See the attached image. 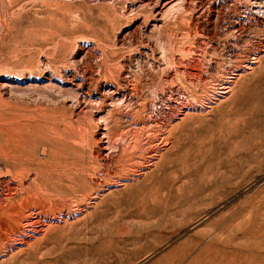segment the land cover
<instances>
[{
	"label": "rangeland",
	"instance_id": "obj_1",
	"mask_svg": "<svg viewBox=\"0 0 264 264\" xmlns=\"http://www.w3.org/2000/svg\"><path fill=\"white\" fill-rule=\"evenodd\" d=\"M260 10L0 0V264H264Z\"/></svg>",
	"mask_w": 264,
	"mask_h": 264
},
{
	"label": "bare ground",
	"instance_id": "obj_2",
	"mask_svg": "<svg viewBox=\"0 0 264 264\" xmlns=\"http://www.w3.org/2000/svg\"><path fill=\"white\" fill-rule=\"evenodd\" d=\"M258 5H259V3H258ZM262 5V4H261ZM258 8H260V6L258 7ZM258 10V9H257ZM257 10H254L255 12L257 11ZM262 10V9H261ZM260 10V11H261ZM254 12V13H255ZM262 12V11H261ZM264 12V11H263ZM262 12V13H263ZM262 13H260L259 14V16L262 14ZM255 14H257V13H255ZM258 15V14H257ZM256 16V15H255ZM254 16V17H255ZM256 18V20H257V22H259V21H262V20H264V14H262V17H255ZM256 22V23H257ZM204 48V47H203ZM251 50H257L258 49V46H257V44L256 45H253L252 46V48H250ZM247 52H248V50H247ZM242 60V59H241ZM241 62V61H240ZM243 62V61H242ZM195 64V63H194ZM193 64V65H194ZM239 64V63H238ZM196 65V64H195ZM189 66H191L190 65V63H189V65H188V67ZM181 67V66H180ZM193 67V66H192ZM191 67V68H192ZM190 68V69H191ZM196 68V67H195ZM182 70H184V69H182ZM181 70V71H182ZM183 73L185 72V71H182ZM188 72H189V70H188ZM178 73V72H177ZM186 73V72H185ZM190 73V72H189ZM196 74V73H195ZM198 75V77H199V79L201 80V79H204V75H203V73L202 72H199V73H197ZM198 77H196V78H198ZM198 79V80H199ZM73 81V80H72ZM133 82V81H132ZM74 84V83H73ZM80 84V83H79ZM133 84V83H132ZM135 84H137V82L135 81V83L132 85L133 87H134V85ZM140 84V83H139ZM138 85V84H137ZM74 86H75V84H74ZM100 86H101V89H111L112 88V85H111V83H106V82H104V83H102L101 82V84H100ZM136 86V85H135ZM140 87V86H139ZM138 87V88H139ZM131 88V87H130ZM140 89V88H139ZM138 89H136L135 91H137ZM134 91V92H135ZM162 92V91H161ZM139 93V92H138ZM119 93L118 92H115V95L116 96H119L118 95ZM124 95V94H123ZM138 95V94H137ZM117 99V98H116ZM110 131V130H109ZM108 133V132H107ZM109 134V133H108ZM110 136V135H109ZM112 139V138H111ZM110 138H109V140H111ZM113 140V139H112ZM109 142V141H108ZM116 142V141H115ZM110 143V142H109ZM108 144V143H107ZM115 144V143H114ZM110 144H108V146H109ZM112 146H114L115 147V145H113V143H112ZM109 147H111V146H109ZM113 147V148H114ZM106 148V147H105ZM104 149V148H103ZM98 152V151H97ZM102 152L100 151V153H99V157L101 156L100 154H101ZM111 153H112V151H111ZM105 154V153H104ZM97 155H98V153H97ZM109 155H110V153H109ZM104 157H106V154L104 155ZM111 158V157H110ZM98 159V158H97ZM106 159V158H105ZM100 162H102L103 163V161H100ZM108 163H109V165H110V162L108 161ZM105 164V163H104ZM104 164H102V166L104 165ZM107 164V163H106ZM88 165V164H87ZM74 166V165H73ZM89 166V165H88ZM105 166V165H104ZM108 166V165H107ZM76 168H79V167H77V166H75ZM73 169H74V167H72ZM83 168V167H82ZM94 168H96V167H94ZM93 168V169H94ZM73 169H72V171H73ZM84 169H85V167H84ZM83 169V171H85ZM98 169V168H97ZM101 169V168H100ZM103 169V168H102ZM70 170V169H69ZM81 170V169H80ZM128 170V169H127ZM104 171V170H103ZM106 171V170H105ZM108 171V170H107ZM80 172V171H79ZM78 172V173H79ZM57 173V172H56ZM62 173V172H61ZM72 173H75L74 175H77L76 173V171H74V172H72ZM81 173V172H80ZM103 173H105V172H103ZM128 173V172H127ZM70 174H71V171H70ZM70 174H69V176H70ZM88 174V173H87ZM126 174V173H125ZM128 174H130V173H128ZM73 175V176H74ZM81 175V174H80ZM82 175H83V173H82ZM86 175V174H85ZM103 174H101V176H102ZM106 175H108V174H106ZM105 175V176H106ZM71 176H72V174H71ZM71 176H70V179H71ZM59 177V176H58ZM73 179H74V177H72ZM76 178V177H75ZM129 178V177H128ZM68 179V178H67ZM40 180V179H39ZM72 180V179H71ZM100 180V179H99ZM104 180V179H103ZM22 181V180H21ZM68 181V180H67ZM64 182V181H63ZM39 183V182H38ZM49 183V182H48ZM57 183V182H56ZM60 183V182H59ZM68 183V182H67ZM69 183H71V182H69ZM39 185V184H38ZM68 184H66V185H63V187L64 186H67ZM70 185V184H69ZM72 185H70V187H71ZM16 187V186H15ZM43 187V186H42ZM62 187V186H61ZM62 187V188H63ZM69 187V186H68ZM67 187V188H68ZM74 187V186H73ZM35 188H37V187H35ZM39 188V187H38ZM59 188V187H58ZM59 188V189H61V190H63V189H65V188ZM20 189V188H19ZM52 189H53V187H52ZM12 190H14V189H12ZM16 190V189H15ZM25 190V189H24ZM57 190V189H56ZM17 191V190H16ZM36 191H37V189H36ZM40 191H42V190H40ZM39 191V192H40ZM55 191V190H54ZM66 191V190H65ZM65 191H64V193H65ZM70 191V190H69ZM69 191H68V189H67V192L69 193ZM74 191V190H73ZM12 192V191H11ZM20 192V191H19ZM23 192V191H22ZM26 192H28V191H26ZM57 192V191H56ZM71 192V191H70ZM14 193H16V192H13V194ZM59 193V192H58ZM63 193V191L61 192V194ZM67 193V194H68ZM72 193V192H71ZM37 194H38V191H37ZM42 194H46V193H44L43 191H42ZM41 194V195H42ZM55 194V193H54ZM66 194V193H65ZM12 195V194H11ZM17 194H15V196L14 197H16V198H18L17 196H16ZM20 195V194H19ZM23 196L25 195V194H22ZM29 196H30V194H28ZM57 195V194H56ZM22 196V197H23ZM40 196V195H39ZM44 196V195H43ZM46 196V195H45ZM51 196V195H50ZM21 197V196H20ZM40 197H42V196H40ZM47 197H48V195H47ZM1 198V197H0ZM6 197H4L3 199H2V201L0 202V221H3V222H5V221H13L14 223V225L12 226V227H17V226H19V225H23L24 227H23V230H25L24 228H26L25 227V225L27 226L28 225V227H30L31 228V230H35V228H37L36 227V225L38 224V223H40V220H39V218L37 217V215L35 216V218L34 217H31L32 215H25V213H24V210H25V206L26 205H29V203L27 204V202L24 200L25 199V197H24V199L22 198V200H24V202H22V203H20L19 202V204H18V202H17V204L16 203H10L9 202V200H8V202L6 203V199H9V198H6ZM15 198V199H16ZM27 199H28V197H26ZM42 199V198H41ZM44 199V198H43ZM50 199V198H49ZM10 200L11 201H13L12 200V198H10ZM18 200H19V198H18ZM20 200H21V198H20ZM52 200V199H51ZM56 200V199H55ZM35 201H37V200H35ZM26 202V203H25ZM42 202H43V200H42ZM30 203H32V201H30ZM49 203V202H48ZM51 204V203H50ZM56 204H58V203H56ZM32 205V204H31ZM34 205V204H33ZM59 205V204H58ZM3 207V208H2ZM29 207V206H28ZM51 207H52V205H51ZM63 207V206H62ZM1 208H2V210H1ZM36 208V207H35ZM37 208H38V206H37ZM54 209H56L55 208V206L53 207ZM58 209V208H57ZM40 217V216H39ZM42 220V219H41ZM16 223V224H15ZM20 227V226H19ZM18 227V228H19ZM27 230V229H26ZM29 230V229H28ZM30 232V231H29ZM32 232V231H31ZM25 233V232H24ZM29 234V233H28ZM34 234V233H33ZM7 236V235H6ZM24 239V238H23Z\"/></svg>",
	"mask_w": 264,
	"mask_h": 264
},
{
	"label": "crops",
	"instance_id": "obj_3",
	"mask_svg": "<svg viewBox=\"0 0 264 264\" xmlns=\"http://www.w3.org/2000/svg\"><path fill=\"white\" fill-rule=\"evenodd\" d=\"M100 264H110V263L108 262V263H100Z\"/></svg>",
	"mask_w": 264,
	"mask_h": 264
}]
</instances>
